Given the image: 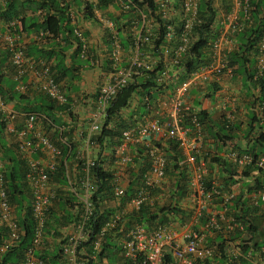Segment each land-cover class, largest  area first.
<instances>
[{
	"label": "built area",
	"instance_id": "1",
	"mask_svg": "<svg viewBox=\"0 0 264 264\" xmlns=\"http://www.w3.org/2000/svg\"><path fill=\"white\" fill-rule=\"evenodd\" d=\"M109 1L112 4L115 3L119 13L124 17V19L120 18L118 27L124 29L123 33L130 38V44L124 50L116 34L111 33L110 51L107 53V59L112 71L108 75V81L101 84L96 91L98 109L93 112V122L84 139L86 145L91 146L93 145L89 141V137L99 130L98 122L105 117L110 102L116 98L119 91L127 83L133 82L135 75L140 77L141 74L145 75L144 72L160 66L161 70L153 78V82L160 87L169 84L168 73L172 71V66L178 62L194 41L193 29L199 23L196 12L198 0H150L153 11L148 10L145 6L146 8L144 7L142 12L130 6L129 0ZM227 1L229 2V10L221 15L223 19L220 22V28L217 29V35L209 46V62L199 67L184 81L179 82L163 98L158 99V107L151 111L152 117L144 119L143 123H136L122 129L117 144L111 147L113 168L110 173L114 178L112 193L115 198L120 197L123 192L118 185V175L132 167L135 156L134 150H142L141 157L146 158L148 168L142 176V185L125 203L134 210L149 202L150 188L148 187L151 183L148 176H153L157 179L156 181L164 177L166 158L163 149L167 140H173L176 143L184 162L187 163L185 164L193 172L188 178V198L193 207L187 221L178 230H172L163 225L152 230H147L143 226H133L124 231L119 243V252L125 260L137 259L138 264H193L195 261L211 260L217 251L216 246L213 244L210 246L201 245L202 235L192 229V224L199 217H202L207 206L215 200L220 201L223 210L216 215L209 214L202 229L208 233H223L224 228L226 231H230L236 227L234 219L226 215V206L234 198L231 191L222 193L214 186L207 190L203 185L202 173L195 170V157L192 153L196 149V143L202 137L203 130L195 117L196 111L186 104L190 89L198 88L204 84L216 83L221 75L231 74L227 60V54L230 50L224 46V41L227 40L226 37H232L233 34L241 31L250 20L248 0ZM214 4L213 7L218 8L217 1ZM4 5V0H0V9L4 8ZM67 12L70 23H74L75 17L70 8L67 9ZM41 14L40 10L36 12L38 16ZM260 14L262 17L264 16V5ZM155 18L164 22L163 29L165 32L163 43L153 51L152 42L156 38L158 30ZM262 21L264 23V17ZM104 23L109 30H113L115 27V23L112 21H105ZM23 34L17 19L0 25V49L7 52L8 64L13 71L12 79L16 83L15 91L20 94H27L32 90L45 95L57 106L65 105L67 103L65 94L50 73L49 64L52 61L47 62L42 59L34 61L31 57L26 56L21 43ZM72 35L77 43L74 46L78 47L77 57L82 60H90L91 53L88 51L87 42L81 29L73 27ZM46 38H49L47 32L32 34L34 44H41ZM171 44H174L175 47H172ZM229 44H231L230 40ZM146 46L152 51L148 56L145 55ZM254 51L252 81H257L264 74V26ZM68 63H70V59L67 56L65 64ZM157 102L154 101L153 103L157 104ZM261 105L264 106V102ZM149 106L150 108L154 107L150 104ZM0 112H2L1 120L5 125L12 122L16 117V112L7 107L1 96ZM22 116L24 123L22 128L17 131V136L21 139L17 145L19 152L27 155L41 151L40 148H42L52 158V161L43 165L30 161L25 174V180L31 190L30 208L33 226L30 245L24 253L22 264H44L41 259L32 254L33 250L40 246L43 239L45 222L52 198L46 192V188H49V174L55 170L53 159L60 157V151L48 141L45 135L33 130L36 120L35 113H23ZM185 118L189 120L190 127L182 125ZM28 134L32 135L31 139L27 138ZM151 138H161L163 145L157 144V146L155 142L150 140ZM226 159L234 165L235 170H242L250 166L252 161L250 155L234 150L226 153ZM82 161L81 170L84 177L81 185L86 190V197L83 201V211L73 224V233L66 235L61 245L60 256L63 264H83L81 258V255L85 253L83 243L90 235L87 224L95 218L91 202V194L94 189L89 177V170L95 165V160L86 158ZM253 166L264 169V157L256 158ZM2 167L0 162V225L7 232V238L0 244V253L10 246L16 245L23 233L10 215ZM202 168L204 169L203 165L199 164L198 169L203 170ZM250 200L253 203L257 201L264 203V190L254 192ZM119 219L118 214L110 215L100 230L91 236V248L94 252L89 255L91 258L98 251L103 235L109 230H113ZM221 225L224 227L221 228ZM239 257L234 251L232 258L235 264H240ZM243 259L246 260L247 264H264V240L257 251L256 258H251L248 253Z\"/></svg>",
	"mask_w": 264,
	"mask_h": 264
},
{
	"label": "trees",
	"instance_id": "2",
	"mask_svg": "<svg viewBox=\"0 0 264 264\" xmlns=\"http://www.w3.org/2000/svg\"><path fill=\"white\" fill-rule=\"evenodd\" d=\"M219 4L220 8L224 13L229 10V2L227 0H198L197 7V20L199 23L193 29V35L195 36L194 41L189 45L185 54H183L178 62L174 64L171 68L172 71H176V77L172 78V82L166 87H162L164 91L172 90L179 82L184 81L190 74L195 72L199 67L206 65L209 62V46L215 39L217 35V29L213 28L214 22L217 18V9L213 7L214 2ZM4 8L0 9V24H4L11 20L17 19L20 23V29L22 33L28 34H38L39 32H47L49 34L50 43L54 42L49 46V48H39L36 49L34 46L31 49L24 48V53L26 56L31 57L34 61L45 60L52 63L49 64V69L53 80L61 85L63 78L71 77L76 79L75 74H72L71 65L65 64V60L68 52L69 59L76 58L78 47H73L75 44V38L72 35V25L70 23L69 14L67 9L70 8L71 4H76V0H4ZM71 2V3H70ZM129 5L139 9L141 12L144 11L146 6L148 10L153 11L151 7L150 0H129ZM110 4L109 0H97L95 6L91 4L83 5L82 9H76L77 17L89 21H94L93 7L101 9ZM264 5V0H248V15L249 22L243 29L239 32L233 34V40L236 42L231 51L227 54V60L229 66H235L232 70L233 73L242 75L244 77L243 83H248L252 89L257 90V97L254 101L258 104L264 102V74L257 81H252L253 75V57H254V47L259 40L262 32L264 23L261 16V8ZM145 7V8H146ZM40 10L42 14L40 16L36 15V12ZM157 22L158 30L157 36L153 40V51L157 49V46L163 43L164 22L158 18H155ZM34 44V41L32 42ZM77 44V43H76ZM124 45L127 42L123 43ZM175 47L174 44H171ZM147 49H149L146 46ZM89 51V50H88ZM152 52L151 50H149ZM90 52V51H89ZM93 60V56L91 57ZM8 55L7 52L0 54V72L3 67L7 66ZM68 65V66H66ZM161 70L160 66L154 67L148 72H144L145 75L141 74L139 77L135 75L133 77V82L127 83L124 88H122L117 94L116 98L110 102L108 109L106 110V115L103 118L102 124L96 134L90 135L89 141L97 149V154L95 158V165L89 170L90 182L93 184V192L91 194V202L93 204V214L95 215L94 220H91L87 224V228L90 230L89 238L83 243L84 255H81L83 259V264H138L137 259L133 261L122 259L118 255L119 243L112 242L110 239V234L107 232L103 235L100 242V247L97 252H95L93 258L89 255L94 253L91 248V236L95 235L100 228L104 225L108 217L116 211H120L125 205L127 200L131 198L137 188L142 185L143 174H145L148 168L146 158H142V150L135 149V156L133 158V165L130 170H134L130 180L128 181L125 190H123L122 195L115 198L112 193L113 180L109 171H106L102 166V160L100 157L101 151L104 149H111L117 144L120 131L127 128L135 123V120H127L123 118L121 111L129 106V103L133 98H137L138 104L142 107H150L155 99L153 90L161 89L160 86L153 82V78ZM1 75V74H0ZM136 76L137 79H136ZM1 77V76H0ZM0 87V96L4 101V96L2 95ZM97 91V90H96ZM96 91L93 93V99L96 96ZM38 93V92H37ZM40 94L38 104L36 106L28 108L32 113L37 114L47 112L55 113L60 111H67L68 104L63 106H57L51 102L45 95ZM66 100L68 98L66 97ZM67 102V101H66ZM259 117L251 113L248 117L247 131L244 136L246 142L243 148L234 147V151L238 153L248 154L252 157L251 168L242 172L239 175L227 171L225 177H221V183H219V190H227L229 185L234 184L240 179L252 178L251 183L244 184L243 191H240L231 200L230 205L227 207L226 213L230 215L238 226L231 231H227L222 234H215L218 238L216 240V252L211 260L195 261L193 264H235L233 258L229 257L226 253L227 245L226 242L235 243L236 247L240 251L241 257H245L249 252L250 257L253 258L257 254V251L262 245L260 226L264 223V206H259V208H251L247 205L246 195L251 192H257L264 190V171L263 169L253 166L254 160L258 157H264V110ZM148 111L140 112L142 115L149 114ZM205 112L203 110L196 111L195 117L197 122L201 125V128L205 133L210 124L209 120L206 118ZM69 116L70 113L68 112ZM138 115V116H142ZM132 115L129 116L131 119ZM46 121V120H45ZM261 125H257L258 123ZM2 121L0 120V126H2ZM183 126L190 127V122L187 118L184 119ZM232 128L225 121L220 125V129L216 131L213 135H208L214 139L216 143L221 142L222 145L227 141H231L233 137L231 136ZM68 133V132H67ZM87 131L81 132L80 137L82 139L86 138ZM54 139L52 145L60 151V159L55 167L54 174L58 173L60 177L61 184L64 183L62 171L64 170V162L68 159L69 154L72 152L74 155L73 146L68 144H62L61 138L66 135V132L61 130L54 134ZM164 154L166 158V164L164 168V174L172 176L174 179L173 188L169 195V198H173V201L184 198L187 191V174L185 168L182 164V156L180 150L177 148L176 143L173 140H167L165 142ZM158 146V145H157ZM17 150V146H16ZM18 152V151H17ZM19 154V153H18ZM20 159V158H19ZM17 160L18 168L15 167V161H11L13 164L10 168L3 167V179L4 188L7 197L8 206L11 207L15 202V197H20L25 195L30 196V190L26 187L25 173L26 169L24 164ZM78 168L81 170L83 166V161L77 163ZM228 168V165H227ZM233 171V169H232ZM251 172H255V176H250ZM239 177H237V176ZM52 177V173L49 174V178ZM204 188L207 190L211 187L209 181L203 182ZM217 188V187H216ZM157 189L152 191L149 189V195H153L157 192ZM109 203L112 207L98 205L99 203ZM215 202H217L215 200ZM142 204L137 210L131 209L121 217L117 227L114 228V232L118 231V235H122L123 231L128 230L133 226H143L147 230H152L157 226H163L168 222L167 217L177 215L180 213V209L171 204L164 206H157L156 203L152 204ZM50 209V208H49ZM258 211V214H257ZM260 212V213H259ZM50 216V211L48 210L47 218L45 222V229L48 228V217ZM187 216H185L186 218ZM79 218V217H78ZM76 218V221L78 220ZM17 225L23 234L19 238L16 245H12L5 251L0 253V264H22L23 254L27 247L30 245L31 234H32V219H31V208L30 206L26 208L24 214L20 219H17ZM2 228V227H1ZM3 229V228H2ZM4 230V229H3ZM5 239L7 238V232L4 230ZM4 239V240H5ZM1 240V239H0ZM3 240H1L2 242ZM0 242V244H1ZM212 243H214L212 241ZM82 245V244H81ZM256 253V254H255ZM43 260L44 264H51L48 260L44 261L43 256H39ZM240 258V264H247L246 260ZM51 259H53L57 264H63L60 251L56 252Z\"/></svg>",
	"mask_w": 264,
	"mask_h": 264
},
{
	"label": "crops",
	"instance_id": "3",
	"mask_svg": "<svg viewBox=\"0 0 264 264\" xmlns=\"http://www.w3.org/2000/svg\"><path fill=\"white\" fill-rule=\"evenodd\" d=\"M84 3L95 6L97 0H76V4L72 3L70 5V11L75 17V22L71 24L73 25L72 28L74 27L81 29L83 36L86 39L87 47L91 53V57L93 56V60H82L78 58L77 55L76 58H72L70 60V64L68 65H71L72 71H74L72 74H75L76 79H73L71 77L63 78L61 83V85L63 86V90H61L65 94V97L68 98V110L65 112L60 111L55 113L47 112L46 114H37V119L35 120L33 128L35 132L45 135L51 144L53 143V141H55L54 134L57 135V132L63 130L64 132H66V135L61 138V143L65 145H72L74 151V155H72L71 152L68 159L64 162V170L62 171L64 183L61 184L60 177H58L57 175L58 173L54 174V171L52 172V177L49 178V188H46V192L52 197L49 209L50 216L47 220L49 229L44 228L42 242L38 248H35L33 250L32 254L36 258H39V256H43L44 261L48 260V262L51 264H57L53 259H51V257L56 252L60 251L65 236L73 233V224L76 222V218H78L83 211V201L86 197V190L85 188H82L81 182L83 181L84 174L82 170L78 168L77 163L82 159L95 158L97 149L94 146L86 145L84 139L80 137V134L81 132H85L88 130L89 126L93 122V112L98 109L96 96L94 99L92 97L93 93L101 84H104L108 81V75L112 71L109 66L110 62L107 59V53L110 51L111 33L116 34V37L120 41L124 50H126L127 46L130 44V38L123 33L124 29L118 27L120 18L124 19V17L119 13V9L115 5V3H110L109 5L102 7L101 9L93 7V14L95 19L94 21L81 19L80 16L79 18L77 17L76 9H82ZM217 5L218 8H215L217 9V18L213 25V28L215 30L220 28L219 25L223 19L221 15L224 13L218 3ZM105 21H112L113 23H115V30H109L108 28H106V25L104 23ZM226 39L227 40L224 41V46L231 51L236 42L233 40V36H228L226 37ZM229 40L231 41V44H229ZM32 42V33H24L22 35L21 43L23 44L24 48L31 49V47L34 46L36 49H48L49 46L54 43H50L49 39L43 41L41 44H32ZM124 42H127V44L124 45ZM73 47L74 44L72 45V48ZM71 50L68 52L67 56H69ZM4 52V50L0 49V54H4ZM145 55H150V51L147 48H145ZM229 68L231 70L230 75L223 74L219 77L216 83L204 84L202 86H199L198 88L196 87L190 89L186 98V100H189L188 106L194 111L203 110L205 112L204 114L206 115V118L210 122L207 128V132H202V137L196 143V149L192 153V155L195 157V170L198 173H202L203 182L209 181L211 187L214 186L217 188H219V183H221V177H225V174L228 170L240 176L242 172L251 168L250 165L242 170H235L234 165L226 159V153L230 150H233L234 147L236 148L240 146V148H243L245 144H249V140L246 142L244 138L248 127V117L251 113L259 117L263 112L262 110H264V106H262L261 103L258 104L254 101V99L258 95L257 90L252 89V87L248 83H243L244 77L242 75H239V73H233L232 70L235 68V66H229ZM0 74V87L2 89V95L5 98L4 102L6 103L7 107L16 112V117L12 122L6 125L2 123V126H0V162L2 163V166L4 167V169L5 167L10 168L13 165L10 162L15 161V167L18 168L17 160L20 158L19 160L24 164L27 171L28 163L30 161H33L38 165H43L52 161L50 154L44 151L42 148H40L41 151H35L27 155L21 154L18 148L16 150V146L21 141V139L17 136V131L22 128L24 123L22 114L32 112L28 108L36 106L38 104L40 94L32 90H30L27 94H20L16 92L14 89L16 83L12 79L13 71L11 70L8 63L6 67L2 68ZM171 76L172 78L176 77V71H170V73H168L170 82H172ZM162 87L164 86H161V89L152 91V94L155 93V102H157L158 99L163 98L165 94L171 91H164ZM138 101L140 100H138L136 97L133 98V100L129 103V106L121 111V114L123 115L122 117L127 120H135L134 124L143 123L144 119L152 117L153 113L151 111L158 107V102L156 104L153 103V101L151 104L152 106H154L153 108H144L140 104H138ZM148 109L150 111L149 114L142 115L143 111H148ZM68 112L70 113V116ZM140 112H142V114ZM1 113L2 112H0V120L2 119ZM131 115L132 117L130 119L129 116ZM102 121L103 120L98 122L99 126L102 124ZM223 121L228 123L232 128H235L231 133L233 139L231 141L225 142L224 145H222L221 142L216 143L213 138L208 136L209 134H215L216 131L220 129V125ZM261 124L262 123L259 122L257 125ZM31 137L32 135L28 134L27 138L31 139ZM150 140H152V142H155L156 145H163V140H161V138H151ZM100 157L103 161V168L106 171L112 172L113 159L111 158V149L106 148L101 151ZM59 159V157L53 159L55 167L57 166ZM185 163L186 162H184L183 158L182 164L187 174V191L184 198L182 199L173 201V198H169V195L173 193L172 188L174 179H177V177L173 178L168 174H164L163 179L156 181L157 179L153 176H148L151 183L150 187L148 188H150L151 191L153 189L158 190L152 196L149 195V201H152V204L156 203L157 206H164L167 204H171V206L176 205V207L180 209V213H178L177 215L167 217L168 222L165 223V226L172 230H178L180 226L186 222L190 215V210L193 207L188 198V178L193 172L187 167V163ZM199 164L203 165V170L198 169ZM130 169L123 171L122 174L118 175V185L122 190H125L126 185L130 180L131 174L135 173L134 170ZM255 175V172L250 173V176ZM251 179L252 178L240 179L234 184L229 185V187H227V190L220 191L222 193H228L229 191H231L233 196H235L240 191H243L244 184L246 185L247 183H251ZM26 187H28V189L30 190L27 182ZM253 193L254 192L248 193L245 196L247 205L251 208H259V206H264V203H261L259 201L253 203L252 200H250ZM216 201L217 202L214 201L211 205L207 206L202 214V217H199L198 220L192 224V229L202 235L200 243L201 245L210 246L211 244H213L214 246H216V240L218 239L216 235L211 234V232L208 233L202 229L204 221L209 214L216 215L223 210L220 201ZM230 203H228V205L226 206V211ZM30 204L31 190L29 197H26L25 195H21L20 197L16 196L14 204L9 207L11 218L17 222V219H20L22 217L26 208L29 207ZM148 204L151 205V203L149 202ZM98 205L112 207L111 204L106 202L99 203ZM130 210V207L124 205L120 211L115 210V212L111 214H118L120 216V219L117 222L115 228L120 229V227L117 226L121 221L122 215ZM226 215L228 217L230 216L228 215V213H226ZM185 216L187 217L185 218ZM223 227L224 226L221 225V228ZM236 227H238V229L240 230V226H238V223H236ZM113 230H109L107 232L108 234H110L111 241H118V243H120L122 238V235H118V231L120 230H118L117 232H114ZM225 232L227 231L224 228L223 233ZM223 233L219 232V234L222 235ZM260 234L261 241H263L264 223H262L260 226ZM0 239H5L4 230L1 228V225ZM212 241L214 243H212ZM224 245L228 246L226 249V253L229 257L232 258L233 252L236 251L240 256L239 259L242 258L240 251L236 247L235 243L226 242V244L224 243ZM34 251H36L37 253H34ZM118 255L121 256L120 252H118ZM121 258L123 259L122 256ZM253 258H256V255ZM58 264H60V261L58 262Z\"/></svg>",
	"mask_w": 264,
	"mask_h": 264
},
{
	"label": "clouds",
	"instance_id": "4",
	"mask_svg": "<svg viewBox=\"0 0 264 264\" xmlns=\"http://www.w3.org/2000/svg\"><path fill=\"white\" fill-rule=\"evenodd\" d=\"M6 104V103H5ZM236 152V151H235ZM2 173H3V167H2ZM26 174V173H25ZM4 180V179H3ZM31 205V204H30ZM187 221V220H186ZM218 233V232H217ZM216 232H211V234H217Z\"/></svg>",
	"mask_w": 264,
	"mask_h": 264
},
{
	"label": "rangeland",
	"instance_id": "5",
	"mask_svg": "<svg viewBox=\"0 0 264 264\" xmlns=\"http://www.w3.org/2000/svg\"><path fill=\"white\" fill-rule=\"evenodd\" d=\"M124 41V40H123ZM186 104L189 105V100H186ZM34 253H37L36 251H34Z\"/></svg>",
	"mask_w": 264,
	"mask_h": 264
}]
</instances>
